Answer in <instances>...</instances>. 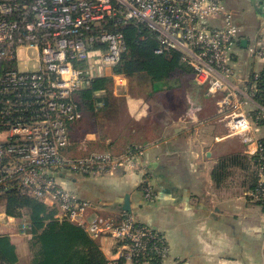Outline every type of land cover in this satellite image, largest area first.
<instances>
[{
	"label": "built area",
	"instance_id": "2783aa9c",
	"mask_svg": "<svg viewBox=\"0 0 264 264\" xmlns=\"http://www.w3.org/2000/svg\"><path fill=\"white\" fill-rule=\"evenodd\" d=\"M129 23L155 34L156 53L178 51L193 70L192 81L216 97L219 120L241 139L256 170V185L246 194L264 206V139L258 135L264 125V36L248 48L262 66L244 76L233 53L241 28L225 0H0V195L15 191L42 201L56 218L93 238L113 239L117 259L148 264L167 253L160 231L130 212L86 221L92 204L54 175L95 177L137 165L139 147L121 155L67 153V123L75 118L69 98L111 72L125 51L121 28ZM197 111L191 104L185 115L195 119ZM140 190L147 200L155 196L146 179Z\"/></svg>",
	"mask_w": 264,
	"mask_h": 264
},
{
	"label": "crops",
	"instance_id": "0c3cea01",
	"mask_svg": "<svg viewBox=\"0 0 264 264\" xmlns=\"http://www.w3.org/2000/svg\"><path fill=\"white\" fill-rule=\"evenodd\" d=\"M260 4L259 18L263 21L255 36L247 37L248 32L235 21L241 28L235 45L247 54L264 36V0ZM241 39H246L245 45ZM234 61L244 76L262 66L254 59L247 68L236 56ZM189 83V87L163 90L140 75L114 76L111 101L118 109L116 114L101 127L74 132L77 144L67 153L83 154L80 139L87 146L86 153L102 150L121 155L132 145L142 151L137 165L95 177L64 171L54 175L61 187L92 204L86 221L130 212L138 222L160 231L167 253L156 264H264V206L248 199L247 173L228 158L239 154L250 165L252 161L241 139L230 135L219 120L216 97L206 96L204 87L191 79ZM191 104L198 106L195 119L185 115ZM222 162L224 167L219 170ZM143 179L153 188L152 200L142 195ZM243 197L247 198L244 205ZM126 203L129 210L124 208ZM5 232L15 245L18 264L19 247L27 254L22 239H18L25 234ZM98 242L107 259L118 258L113 239L103 237Z\"/></svg>",
	"mask_w": 264,
	"mask_h": 264
},
{
	"label": "trees",
	"instance_id": "16d2710c",
	"mask_svg": "<svg viewBox=\"0 0 264 264\" xmlns=\"http://www.w3.org/2000/svg\"><path fill=\"white\" fill-rule=\"evenodd\" d=\"M121 31L126 48L118 63L111 68L112 75L94 77L87 87L76 91L69 98L75 117L73 124L69 125L71 134L81 132L83 128L101 127L104 120L114 117L118 109L111 101L113 75H140L154 88L163 90L190 86L193 70L182 60L178 51L156 53L158 42L155 34L141 24L129 23ZM261 74L264 75V69ZM100 92L103 93L98 95ZM259 100L264 104V96ZM134 148L131 145L126 152ZM228 159L245 169L248 188H254L257 179L253 163L250 165L245 156L239 154ZM223 167L224 163L218 165L219 170ZM3 199L5 214L22 218L26 223L23 233L31 251L28 264H108L98 239L80 225L56 218L54 208L15 191L1 194L0 202ZM17 261L15 245L6 232H0V264H17ZM113 264H124V259H117Z\"/></svg>",
	"mask_w": 264,
	"mask_h": 264
},
{
	"label": "rangeland",
	"instance_id": "374dc122",
	"mask_svg": "<svg viewBox=\"0 0 264 264\" xmlns=\"http://www.w3.org/2000/svg\"><path fill=\"white\" fill-rule=\"evenodd\" d=\"M225 3L230 10L236 11V14L234 15V19L238 24H240L241 28H244L248 32L247 37L255 36L258 33L260 23L263 21L262 19L260 21V18H259L260 12H261L260 0H225ZM259 10H260V12H259ZM253 42H254V40L252 39L251 43H253ZM233 48H234L233 53L237 57V60L242 63V67L247 68V65H250V62L252 61L253 58L249 57V55L247 54V50L240 49V47H236V45H234ZM29 54H32V53H29ZM236 69L240 70V67L237 65ZM108 73H109V71H108ZM109 75H111V74H109ZM145 86H147V85H145ZM71 122L72 121H70L67 124V132H68V136H69V144L67 147L68 151H69V149H70V151H72V148L74 146H76V144H77L76 138L78 137L76 135L77 137L74 136L72 138V134L69 133L70 132L69 131V125L73 124V122L72 123ZM258 135L261 137H264L263 136L264 135V127L263 128L260 127ZM80 142L82 143V151H83V154L81 156H85V154H86L85 150L87 149V146L84 145V141H82L81 139H80ZM241 202L244 205L247 202V198L243 197ZM0 204L3 206L0 208V232L4 233L5 231H10V232H13L15 235L21 234V232H23V226H24L23 222H25L24 219L15 218V217H8L5 214V201H4V199L0 202ZM254 205H256V204H254ZM255 208H257V207H255ZM25 225H26V223H25ZM25 237L23 235L18 237V239H22V243L24 244L25 249H27V254H26V253H23L21 248L19 247L18 253L20 254V259H19L18 264H27L28 260L31 256V254H30L31 251L29 252V247L27 245V241H26ZM125 263L126 262H124V264ZM129 264H132V263L129 262ZM148 264H152V263H148ZM153 264H156V263H153Z\"/></svg>",
	"mask_w": 264,
	"mask_h": 264
},
{
	"label": "water",
	"instance_id": "95a60500",
	"mask_svg": "<svg viewBox=\"0 0 264 264\" xmlns=\"http://www.w3.org/2000/svg\"><path fill=\"white\" fill-rule=\"evenodd\" d=\"M241 44L242 45H245L246 44V39H241ZM126 202H127V200H126ZM124 208L126 209V210H129V208H127V203L124 205Z\"/></svg>",
	"mask_w": 264,
	"mask_h": 264
}]
</instances>
